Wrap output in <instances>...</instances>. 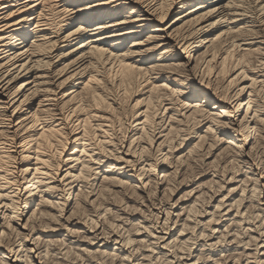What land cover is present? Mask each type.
<instances>
[{"label":"bare ground","instance_id":"bare-ground-1","mask_svg":"<svg viewBox=\"0 0 264 264\" xmlns=\"http://www.w3.org/2000/svg\"><path fill=\"white\" fill-rule=\"evenodd\" d=\"M0 264H264V0H0Z\"/></svg>","mask_w":264,"mask_h":264},{"label":"rangeland","instance_id":"rangeland-1","mask_svg":"<svg viewBox=\"0 0 264 264\" xmlns=\"http://www.w3.org/2000/svg\"><path fill=\"white\" fill-rule=\"evenodd\" d=\"M22 205V204H21Z\"/></svg>","mask_w":264,"mask_h":264}]
</instances>
